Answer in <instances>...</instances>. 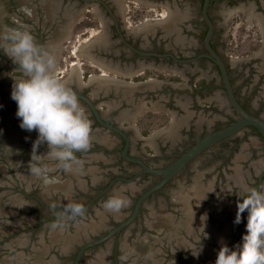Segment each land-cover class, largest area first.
<instances>
[{
  "label": "flooded vegetation",
  "instance_id": "1",
  "mask_svg": "<svg viewBox=\"0 0 264 264\" xmlns=\"http://www.w3.org/2000/svg\"><path fill=\"white\" fill-rule=\"evenodd\" d=\"M128 2L132 4L130 5ZM248 3V0H210L208 14L214 27L211 37V46L219 55L220 49L216 43L217 27L221 28V26L224 25L223 22H225V19L227 17H232L233 13L230 15V12H233V9L241 11L242 8L246 9ZM0 4L3 14L2 17H0V31L3 29L6 30V26L26 28L32 33L35 42L41 46L43 50L52 54L54 59L61 56L60 51L57 52L60 43L67 42L71 45L79 41L78 46L82 44L81 49H79L83 60L78 61V66L75 69L76 73H74V75L70 74L72 70V60L70 58L72 56H63L64 63L62 65H64L65 69L62 70V72H65L58 78L66 82L75 92L89 97L102 120L113 126L120 127L124 131L129 140L127 151L129 155L141 158L147 165L162 167L179 156L185 149L193 144L198 137L200 138L205 134L202 124L198 125V123L191 121L189 127H185L182 130L183 133H185L184 136L186 135L184 141L187 142L183 144L184 146L182 145V147H180V144H170V142L162 145L159 142L155 145L156 149H153L148 144L141 146L142 139V141L139 140L137 143L133 144L132 137L135 130L132 121H129V119L123 121L119 120L121 117L129 118L128 114L130 111H134L135 108H140L138 104L139 100L144 103L143 105L150 106L153 101L159 99L158 95L162 93L170 94L168 95V100L162 101L165 107H168V109H178L179 107L175 105L176 98H173L171 94L177 92L179 89L189 92L192 95L191 102L199 104L200 108L205 110V90H209L213 85V81L218 80L219 73L216 65L204 56L207 51L204 45L206 24L202 17L203 0H0ZM236 4H240V6H236ZM252 5H254V8L250 10L249 13L252 14V17H255L256 21H259L262 33L261 38L264 39V31L261 27L264 23V0H253ZM131 6H133V8H131ZM212 10L216 11V16L212 15ZM168 13H170V16H168ZM169 17L170 21L167 23ZM174 19L175 22L171 26V21ZM251 24H254L253 20ZM85 39L88 40H86V43L84 41ZM73 54L74 53H72V55ZM73 57H75V55H73ZM224 62L226 64L225 60ZM205 63H210L213 66L217 76L206 71L207 64ZM18 67V65L14 64L2 51H0V69H12L8 75L6 74L8 78H24L23 72L18 69ZM226 67L237 100L244 104L249 112L259 115L257 111L250 110L241 100L234 81L235 75L227 64ZM56 69L59 68L55 67L54 60L53 71L55 72ZM58 71H60V69ZM93 76L96 79L109 78L113 83L121 84V86L125 84L141 85L151 79L156 82L159 88L135 92L133 101L137 105L135 108L133 106L131 109L129 98L122 97L114 91L108 94L96 93L95 96L91 94L92 82L89 80H91ZM218 87L224 92L222 81H220ZM99 88L102 87L99 86ZM262 89L264 91V87ZM79 102L85 109L86 115L91 123V135L89 148L75 153V160H84L81 169L86 172L88 166L87 158L92 159L93 165L95 166L94 168L98 171V174H95L96 177L94 182L92 183L88 176H84L83 179H86V181L79 182L78 184L80 186H78L76 184V179L72 177L73 185L69 191L68 198L65 194L59 191L54 192L51 189H49L48 193L43 192L38 185V187H36L37 190L28 195L42 206L52 211V215L41 218L40 222H53L57 217L66 215L71 216L68 211L65 212V209L70 203H79L84 208V213L82 215L75 216V220H78L76 224H81L85 219L91 221L90 217H93L95 221L99 219L103 221V224L97 229H89L87 232L88 236L85 237L82 235L81 237H76L77 239L71 242L72 245L70 248L62 255L69 256L68 264L72 262L78 248L83 243L103 236L110 228L125 219L131 212L139 194L160 178V176L150 173H138L141 167L137 163L124 159L121 154L124 145V137L120 133L100 123L94 116L89 104L82 98H79ZM225 105L226 104L222 106ZM150 112L151 111H148L145 115ZM233 120L234 119L229 120L225 124ZM136 125L138 126L137 121ZM248 128L250 129V127ZM251 131L254 132L253 130ZM150 132L146 135L141 134L143 136H148ZM196 135H198L197 138ZM36 136V132L29 133L25 135V138H32L33 140L34 138L36 139ZM133 147L135 149L134 152H132ZM37 151L39 154H43L42 150L39 149ZM46 151L47 150H44L45 155L49 157ZM113 153H117L119 158V164L115 165L114 168L107 166L104 169L99 164L96 166L94 163L95 160L106 161L112 158L111 156H113ZM102 157L103 160L101 159ZM193 160L182 170L186 169ZM49 163L50 174L59 173L64 179L67 177L66 171L68 168H64L59 161L52 158H50ZM253 168V166H250V174L251 171L253 173ZM86 174L89 173L87 172ZM104 175L108 176L107 180L103 182L102 178L105 177ZM244 177L245 179L248 178V176ZM260 177L261 179H259ZM132 178L133 180L128 182V180ZM173 180L174 177L162 188L152 193L142 203L133 222L111 236L108 248H106L105 244H107L109 240L91 246L86 251H100L101 249L97 248L104 246L105 249L102 250L108 255L109 264H122L123 262H125V264H137V261L133 258H125L123 255L124 252L121 246V239L124 236L125 230L128 228L130 229L127 242L131 244V238L135 236V232L138 230V227L135 228L133 225L134 221L138 222V220H141L140 229L145 228V221L149 213V205L152 206L153 203H150L153 201L154 197L157 194H161L162 196L159 199H165L174 194L177 198V201L174 203L175 208H173L175 213L174 218L176 224H178L177 234L172 239L165 237L162 241V245L159 247L160 249H151V251L155 252V254L152 255L151 264H161L164 253H169V255L173 257L171 259L180 260L186 264H214L217 252L220 248L219 245L218 249L212 251L213 253L210 260H208V257L205 259V249H202L203 253L198 256L192 254V251L198 250L193 241L198 238L199 234L202 235V238L205 236V214L204 218L202 216L198 221H191L188 223L185 220L186 218L183 217L184 215L179 209L181 202L178 200L179 194L176 191L178 190L181 192L179 184L175 182V187L177 186V188L174 187V190L164 193L165 186ZM110 183L111 185L108 187ZM116 183L132 184L130 190H126L122 193L128 199V204L119 212L103 213L101 215L102 218H99V216L94 213V210H97V206L100 208L99 210L102 211V204L110 197L117 195L114 190V185H116ZM263 184L264 170L256 175L255 185L253 187L260 188ZM19 191L22 195H25L24 188ZM239 191L240 190L235 192L232 191V195L236 200H238V197L234 194ZM99 193L101 194L97 198H94ZM40 196L43 198L48 197L47 199L49 200L47 201H49V203H44ZM201 200L205 201V198L203 197ZM155 201L158 202L157 199ZM58 204L59 206H56ZM243 222L244 214L242 215L241 223L237 224L231 233L232 239L228 244L229 247L232 242L236 240ZM186 225H188L187 228ZM35 229L34 233L38 230V227H35ZM73 229H71L72 232ZM47 230L51 229L49 228ZM48 234L49 231H46L44 234L38 235L36 242L32 244L29 249H15L14 254L22 252L24 256L22 262L31 264V259L28 258V254L36 251L35 248L41 247L42 243L49 245ZM19 240L23 241L21 238ZM177 241H181V243H177ZM86 251L82 256V260L86 255ZM48 257L49 255L46 256V258Z\"/></svg>",
  "mask_w": 264,
  "mask_h": 264
},
{
  "label": "rangeland",
  "instance_id": "2",
  "mask_svg": "<svg viewBox=\"0 0 264 264\" xmlns=\"http://www.w3.org/2000/svg\"><path fill=\"white\" fill-rule=\"evenodd\" d=\"M248 2L246 9L242 8L241 11L233 9L234 11L230 12V15L233 13L232 17H227L221 28L217 27L216 43L219 46L220 55L224 58L226 64L235 75L234 81L241 100L250 110L257 111L259 115L264 116V91L262 89L264 87V41L262 40L264 39L261 38L262 33L259 21H256L255 17H252V14L249 13V11L254 8V5H252L253 0H248ZM128 3L130 5L132 4L131 2ZM236 6H240V4H236ZM131 8H133V6H131ZM212 15L216 16L215 10H212ZM252 20L254 24H251ZM78 44L79 41L71 45L67 42L59 44L57 52L60 51L61 56L54 59L55 67L60 69V71H58L59 69L55 70L57 77L65 72H62V70L65 69L64 65H62L64 63L63 56L68 57V55H71L72 57L70 59L72 62H76V67L78 66V61L83 60L80 52L79 55L75 57H73L74 54L72 55L74 48L78 46ZM205 64H207L206 71L217 76L213 66L210 63ZM76 67L74 68L76 69ZM75 69H73V71L71 70L70 74L74 75V73H76ZM11 70L12 69H0V102L3 103L0 109V119L3 121L12 114L16 116L17 105L15 101L11 99L10 95L14 81L7 76ZM219 79L218 76V80H212V87L209 90H205V110L201 109L199 104L191 102L192 95L189 92L179 89L177 92L171 94L173 98H185L190 101V108L195 113L192 117V121H196L198 125L202 124L204 133L220 128L226 125L225 123L229 120L237 118V113L227 102L225 106L221 107L210 99L213 93L217 91L225 98L224 92L218 87L221 81ZM168 95L170 94L166 93L167 100L169 99ZM150 113L154 115L152 123L144 119L147 114L142 116L139 115L134 121L138 123L143 119L148 124L153 125L151 128L152 130L164 122V117H167V120H169V113ZM134 123L136 124V122ZM138 128L141 131L139 125ZM184 134L185 133L181 131V140L177 142L178 145L180 144V147L187 143L184 141V137L186 136H184ZM197 136L198 135H196V138ZM27 140H29L30 142L28 143L32 145L35 138L33 140L32 138ZM39 149L42 150L44 154V150H47V145H41L37 150ZM111 157L112 158L104 162L95 161L94 163L96 166L99 164L104 169L107 166L114 168L115 165L119 164L118 154L113 153ZM46 163L49 164V158L46 159ZM259 164L263 165L262 170H264V141L249 128H245L240 135L218 142L208 150L199 154L186 169L175 175L174 180L165 186L164 193L174 190L175 182L179 184L180 189L184 192L189 188L191 189L192 186L197 188L196 185H198L199 188L205 189V201L201 200V202L205 205L206 238H202V235L199 234L198 238L193 241L194 245L198 248L202 247V249H205V259L207 257L208 260L211 259L212 251L218 249V245L221 246L222 243L228 245L230 243L232 239L231 233L237 225L234 223L237 200L227 189H231L235 192L238 191L239 188L233 184L230 178L238 175L241 181L242 179L245 180V185L253 187L255 185L256 175L259 173L255 174L254 171L253 173L251 171L250 174V166L256 168L260 166ZM104 176L105 177L102 178L103 182L107 180L108 175ZM244 176H248V178L245 179ZM0 179V181L6 182L5 185L0 184V203H4L11 195H15L20 203L19 206L11 208L5 206V208L13 210L9 218L5 217V220L12 224L15 222L19 223L20 226H15L5 233H0V258L12 256L15 249H29V247L36 242L38 235L44 234L46 231L48 232L49 230L47 229H51L54 225L63 226L71 230L78 222V220H75V217L70 215L57 217L53 222H40L41 218L52 215V211L28 196L37 190L36 187L38 186L31 184L29 187H25V182L15 177V170L13 169L9 170L8 176L6 177L0 174ZM118 184L119 183H116V185ZM262 187H264V184ZM22 188L25 190V195H22L19 191ZM175 188H177V186ZM176 191L179 192L178 190ZM35 193L38 194L37 192ZM161 196V194H157L150 204L153 203L152 206H154L156 211L162 209L164 212L166 210V212L173 213V208H175L174 203L177 201L176 196L173 194L168 196V198L159 199ZM40 198L44 203H49V201H47L49 200L47 199L48 197L43 198L40 196ZM156 199L161 203L160 205H158L159 202L155 201ZM56 206H59V204ZM96 208L100 209L97 206ZM3 215L1 219H4ZM246 217L247 213L245 212L244 222L241 224L236 240L232 242L230 247L237 245L241 241L242 234L245 232ZM133 225L135 228L138 227L137 231L140 233L146 231V228L140 229L141 220H138V222L134 221ZM35 227H38V230L34 233L36 230ZM127 230L130 233V229L128 228ZM20 238L24 241L22 245L13 243L16 239ZM201 253H203V251H201L200 254ZM171 258L173 257L170 256L169 253H164L161 264H167ZM59 260L62 264H68L69 256L61 255L59 256ZM122 264H125V262Z\"/></svg>",
  "mask_w": 264,
  "mask_h": 264
},
{
  "label": "clouds",
  "instance_id": "3",
  "mask_svg": "<svg viewBox=\"0 0 264 264\" xmlns=\"http://www.w3.org/2000/svg\"><path fill=\"white\" fill-rule=\"evenodd\" d=\"M0 51L24 74L21 79L12 77L10 95L17 105L19 127L37 133L29 161L31 173L43 171L45 153L39 154L37 149L44 144L49 157L70 168L75 153L89 148L91 135V123L76 92L57 77L53 55L43 50L26 28L6 26L0 31ZM234 195L238 197L234 223L240 224L246 212L245 232L237 245L221 244L214 264H264V187L245 185ZM127 204L128 199L118 194L107 199L103 208L119 212ZM67 210L73 217L84 213L79 203H70ZM201 251L202 247L192 254L198 256Z\"/></svg>",
  "mask_w": 264,
  "mask_h": 264
},
{
  "label": "water",
  "instance_id": "4",
  "mask_svg": "<svg viewBox=\"0 0 264 264\" xmlns=\"http://www.w3.org/2000/svg\"><path fill=\"white\" fill-rule=\"evenodd\" d=\"M209 4H210V0H203L202 17L205 20V24H206L204 45L207 51L204 54V56L207 57L211 62H213L216 65L218 73H219V78L222 81V86H223V89L226 95L227 104H229L233 108V110H235V112L237 113V118L234 119L232 122L220 128L211 130L205 133L204 135H202L200 138H198L193 144H191L187 149H185L179 156H177L174 160H172L167 165L162 166V167H153V166L147 165L141 158L129 155L127 153L129 140H128L127 135L124 133V131L120 127L113 126L105 122L104 120H102L99 116L97 109L95 108L92 101L90 100V98L87 97L86 95L76 92L79 98H82L85 102L89 104L94 116L100 123L120 133L124 137V145L121 150V154L123 158L128 161L137 163L141 167V170L138 173H143V172L150 173L153 175H158L160 176V178L139 194V196L134 202L131 212L127 215L125 219H123L121 222H119L114 227L110 228L109 231L105 233L103 236L83 243L78 248L70 264H80L83 254L89 247L109 240L113 234L119 232L121 229L125 228L131 222H133V220L137 216V213L142 203L152 193L162 188L172 177H174L191 160L196 158L203 151L208 150L210 147H212L213 145L217 144L218 142L224 139H227V138H230L236 135H240L243 132V130L248 127L255 128L264 141V116L256 115V114L249 112L237 100L234 94L233 85L230 80L226 64L223 58L219 55V53H217V51L211 46V37L213 34L214 27H213V22L208 14ZM1 7L2 6L0 4V17H2L3 15L1 12ZM175 19L173 20V22H171V26L175 22ZM2 31H5V29H3ZM104 78H107V77H104ZM89 81L92 82L91 94L95 96L96 93L108 94L109 92L114 91L122 97L129 98L131 109L133 108V106L135 108L137 105L133 101L134 99L133 95L136 92V91L134 92V90L142 89L143 87H149V86L156 84V82L150 79L149 81H146L144 84H141V85L125 84L124 86H121V84H118L115 82L113 83V81H111L109 78L108 79H103V78L96 79L94 76ZM99 85H101L102 88H99ZM2 104L3 103L0 102V109L2 107ZM138 104L140 105L139 106L140 108L138 109L135 108L136 110L135 109L134 111L132 110L133 112L130 111L128 114L129 118L121 117V119L119 120L123 121L125 119H129V121H131L132 119L135 118V116L141 114L146 109V107L145 105H143L142 101L140 100ZM29 133H35V131L28 132L26 130H22L19 127V119L13 114L10 117H7L4 121L0 119V174L6 177L8 176L9 170L13 169L15 170V177L17 179H21L22 181H24L26 184L25 187H29L31 184H33V185L40 186L41 190L46 193L49 192V187H51L50 189L53 191L56 190V191L63 192V193L68 192L66 188L67 186L60 187V184L62 185V183H64V181L67 178L65 177L64 179L62 176L59 175V173L50 174L49 164L46 163V159H48L49 157H47L45 154L42 157L43 171L40 175L32 174L30 171V168L27 167L29 166V161L31 159V153H32V145H30L28 143L30 141L25 138V135ZM258 170L260 169L255 168L254 172L258 173L259 172ZM72 173L73 172L71 171V174ZM66 175H67V171H66ZM236 177H239V176L235 175V176H232L230 179L233 181V184L236 185L240 190L242 186H245V180L242 179V181L237 182ZM259 179H261V177ZM132 180L133 178L129 179L128 182H131ZM0 184L5 185L6 182L0 181ZM56 184L58 185L56 186ZM110 185L111 183L108 185V187ZM129 186H132V184H130ZM191 188H194V187L192 186ZM195 189H199V188H195ZM100 194L101 193L97 194L94 198H97ZM19 204H20L19 200H17L15 195L13 196L11 195L10 197H8L4 203L3 202L0 203V233H5L6 231L13 229L15 226H20L19 223L15 222L14 224H12L5 220V217L9 218L10 214L13 211L12 209L10 210L8 208H5V206H8L11 208L14 206H19ZM67 209L68 207L65 209V212L68 211ZM2 215L4 216V219H1ZM153 227L159 228L160 226L155 225ZM79 228L80 227H77L76 229L78 230ZM90 228L93 229V226L89 227L88 225V227H86V230L87 229L89 230ZM174 231H175V228L172 227L169 230H167L166 233H168L169 235L171 232L173 233ZM48 237H49V234H48ZM75 239H71L70 243ZM23 242L24 241H20L19 239H17L13 243L22 245ZM35 249L36 251H33L32 253L28 254V258L31 259L30 263L31 264H49V260L44 259L47 249H49V245L47 244L45 245L44 243H42L41 247H38ZM39 249H43V251ZM23 259H24L23 253L17 252L10 257L4 256L0 258V264H27L26 262L24 263L22 262Z\"/></svg>",
  "mask_w": 264,
  "mask_h": 264
},
{
  "label": "crops",
  "instance_id": "5",
  "mask_svg": "<svg viewBox=\"0 0 264 264\" xmlns=\"http://www.w3.org/2000/svg\"><path fill=\"white\" fill-rule=\"evenodd\" d=\"M102 87V86H101ZM156 88H159L157 84L149 86V87H143L142 89H137L134 90L136 91H145V90H155ZM157 95V94H156ZM159 99H156L153 101L150 106H145L146 109L139 115H145L148 111L151 112H163V113H169V120L166 123H161L159 126L154 128L148 136H143L138 128V126L134 123L136 121V118L139 117V115L135 116L134 119H132V125L135 130L133 137H132V143L135 144L137 141L141 140V146L148 144L151 148L156 149L155 145L158 144L159 142L164 145L165 143L170 142V144L177 143L179 140H181V131L183 128L189 127L192 121V117L195 114L194 111L191 110L190 108V101L185 98H176L175 100V105L179 107L178 109H168V107H165L164 103L162 101H166V93H162L158 95ZM165 96V97H164ZM221 93L219 91L214 92L213 95L210 97V99L218 104V106H221L226 104V99L222 96L221 98ZM209 99V100H210ZM143 103V102H142ZM144 104V103H143ZM196 122V121H194ZM163 124V125H162ZM162 125V126H160ZM132 152H134V147L132 148ZM51 157H49L50 160ZM53 159V158H52ZM87 170L84 172L81 169L82 162L84 160H74L71 165L72 167L67 170V179L64 181L63 185L67 186L68 192H61L65 194V196L68 198L69 197V191L72 188L73 181L72 177L76 179V184L80 186L78 183L79 182H85L86 179H83V176H88L91 179V182L93 183L95 180V174L98 173V171L94 168L95 166L93 165V161L91 158H87ZM103 160V157L101 158ZM97 161V160H95ZM104 162V161H103ZM50 164V163H49ZM259 172L262 171L263 165L259 164ZM254 169V168H253ZM71 171L73 172L71 174ZM89 174H86V173ZM256 174V173H255ZM71 178V179H70ZM64 180V179H63ZM237 182H240V178L236 177ZM130 184H118L114 185V190L117 193V195L124 196L122 193L126 190H130L131 186ZM197 188H199L198 185H196ZM51 187H49L50 189ZM197 190V191H196ZM203 191V192H201ZM205 189L199 188H189L186 192L182 191L178 192V200L181 202L179 205V209L181 213H183V217H185L186 221L189 223L191 221H198V219L202 216L204 218L205 214V205L201 202V198L205 196L204 194ZM56 192V190L54 191ZM125 197V196H124ZM159 202V201H158ZM161 203L159 202L158 205ZM103 207V204H102ZM159 208V207H158ZM95 214L99 216V218H102V214L104 213H109L110 211L106 210L103 208L102 211L99 209L94 210ZM194 214L196 217V214H200L199 218L197 219L192 218L189 213ZM187 216V217H186ZM175 213L173 212H165L160 209L159 211H156L154 206L149 207V213L148 217L146 218L145 221V228L146 231L144 233H140L139 231H136L135 236L131 238L132 243H128L127 239H129V231L125 230L124 236L121 239V246L123 250V255L125 258H133L135 261H137V264H151L152 263V258L155 254V252L151 251V249H160V245H162L163 239L168 238L172 239L176 234L178 230V224H176L175 221ZM89 219H85L82 221L80 224H75L73 232L71 230H68L67 228H64L63 226H58L54 225L52 226L51 230H49V249H47V252L45 254L46 260H49V264H62L59 260V256L63 255L65 251H67L70 246L72 245L70 243L71 239H75L76 237H81L83 236H88L87 232L88 229L86 230V227L93 226L94 230L95 228L97 229L101 224H103V221L99 219L98 221L94 220L93 217H90ZM168 221V222H167ZM168 225L170 224V228H175V231L173 232V235L170 236L168 235L167 229L164 228L163 225ZM158 225L160 226L159 228H155L153 226ZM86 226V227H85ZM77 227H80L78 230L76 229ZM187 227V226H186ZM163 229V230H162ZM165 229V231H164ZM77 232V233H76ZM175 233V235H174ZM168 236H167V235ZM178 238L180 239V236L178 235ZM177 243H181V241H177ZM110 244V240L108 241L107 244H105L106 248H108ZM198 248V247H197ZM96 249V248H95ZM97 249H101L100 251L98 250H89L86 251V256L83 258L81 264H109L108 261V255L106 252L102 249H105L103 247H99ZM199 249V248H198ZM43 251V249H39ZM49 251V252H48ZM43 253V252H42ZM49 255L48 258L46 256ZM154 260V259H153ZM167 264H186L183 261L176 260V259H171L170 261L167 262Z\"/></svg>",
  "mask_w": 264,
  "mask_h": 264
},
{
  "label": "trees",
  "instance_id": "6",
  "mask_svg": "<svg viewBox=\"0 0 264 264\" xmlns=\"http://www.w3.org/2000/svg\"><path fill=\"white\" fill-rule=\"evenodd\" d=\"M205 32H206V31H205ZM239 102H240V101H239ZM240 103H241V102H240ZM241 104H242V103H241ZM242 105H243V107L247 110L246 106H245L244 104H242ZM256 115H257V114H256ZM153 116H154L153 114L149 113V114L146 115V118H144V119H147V120H146L147 122L152 123V118H153ZM163 120H164V122H166V121H167V117H164ZM146 121H144L143 119H141V120L138 122V125L141 127V133H142L143 135L148 134V133L150 132L152 126H153V125L148 124ZM250 129L253 130L257 135H259V133L256 131L255 128L250 127ZM259 136H260V135H259ZM222 141H224V140H222ZM222 141H221V142H222Z\"/></svg>",
  "mask_w": 264,
  "mask_h": 264
},
{
  "label": "bare ground",
  "instance_id": "7",
  "mask_svg": "<svg viewBox=\"0 0 264 264\" xmlns=\"http://www.w3.org/2000/svg\"><path fill=\"white\" fill-rule=\"evenodd\" d=\"M1 11H2V8H1ZM168 16H170V13H168ZM168 16H167V17H168ZM171 17H172V16H171ZM169 19H170V17L167 19V23H168V21H170ZM171 19H172V18H171ZM171 22H173V20H172ZM262 23H263V22H262ZM164 25H165V24H164ZM262 25L264 26V23H263ZM263 26H261V27H262V29H263V31H264ZM86 40H87V39L84 40L85 43H86ZM84 41H83V42H84ZM87 41H88V40H87ZM86 45H87V44H86ZM81 46H82V44H81ZM81 46H76V47L74 48L73 53H74L75 56L79 55V52H80ZM79 48H80V49H79ZM71 67H72V71H73V69H75L74 67H76V62H75V61H73V62L71 63ZM99 86H101V85H99ZM27 167L29 168V166H27ZM57 185H58V184H56V186H57ZM63 186H64L63 183H62V185L60 184V187H63ZM190 215H191L192 218H195V219H197V217H198V218L200 217V216H199V215H200L199 213L196 214V217H195V215L192 214L191 211H190V213H189L188 216H190ZM186 217H187V216H186ZM167 222H168V221H167ZM188 222H189V221H188ZM163 226H164V228L167 229V230L170 229V228H169V227H170V224H168V225L165 224V225H163ZM173 226H174V225H173ZM173 226H172V227H173ZM177 226H178V225H177ZM180 226H181V224H180ZM186 226H188V225H186ZM186 228H187V227H186ZM171 235H173L172 232L170 233V236H171ZM174 235H175V233H174Z\"/></svg>",
  "mask_w": 264,
  "mask_h": 264
}]
</instances>
